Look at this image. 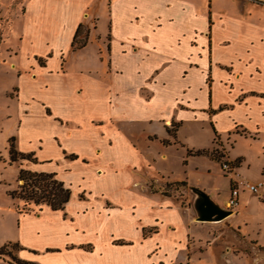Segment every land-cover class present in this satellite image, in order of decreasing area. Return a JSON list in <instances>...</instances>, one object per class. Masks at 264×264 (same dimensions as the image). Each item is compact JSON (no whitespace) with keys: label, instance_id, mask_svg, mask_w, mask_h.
<instances>
[{"label":"crops","instance_id":"crops-1","mask_svg":"<svg viewBox=\"0 0 264 264\" xmlns=\"http://www.w3.org/2000/svg\"><path fill=\"white\" fill-rule=\"evenodd\" d=\"M15 17L6 141L29 158L8 163L70 192L56 209L9 196L0 245L27 264H185L210 221L264 243V0H21ZM195 171L221 176L199 185L220 207L230 182L260 185L203 221Z\"/></svg>","mask_w":264,"mask_h":264},{"label":"rangeland","instance_id":"rangeland-1","mask_svg":"<svg viewBox=\"0 0 264 264\" xmlns=\"http://www.w3.org/2000/svg\"><path fill=\"white\" fill-rule=\"evenodd\" d=\"M197 1L204 2L205 0ZM20 11L21 0H0V207L5 205L6 201L9 202L10 200L7 189L16 187V164H14L13 161L10 164L8 163L10 159L6 150L7 133H11L13 127L10 124V119L4 117V114L13 111L14 107L8 101L9 96L7 92L12 90V85L17 82V78L15 72L8 66V63L11 64V59L13 58V49L10 48V46L16 43L17 36L15 30L12 28L10 29V26L12 25L13 27V25H15L17 22L15 15ZM83 33L84 28L80 27L76 41L83 38ZM6 42H8L10 46ZM12 146L14 148L13 141ZM195 172L197 173L191 174V181H194L192 185L199 190L204 191L199 185L204 187L206 184H209L218 188V190L224 186L223 182H220L221 176L219 175L211 172L206 174L200 173V175L198 171ZM180 173L181 170L176 168L172 175H180ZM176 185L180 186V190L178 191L180 196L184 199L182 202H184L188 196V191L184 186H181L183 185L181 181H170L166 183L164 189L165 191H174ZM219 193L223 195L222 190ZM29 207H32L31 202L26 205L22 204V200L17 202V208L26 210ZM210 222L213 224L211 227L212 232H208L207 238L210 239V235L213 233V235H215L214 240L210 239L208 244L205 238L196 240L195 243H197V247L191 252L190 260L186 259L185 264H264V243L245 238L235 233L234 230L224 228V224H218L217 221ZM203 229L204 228H199V232H197L201 234L202 237L206 236ZM200 243H202V245H199ZM16 249V243H4L0 249V264H19Z\"/></svg>","mask_w":264,"mask_h":264},{"label":"trees","instance_id":"trees-1","mask_svg":"<svg viewBox=\"0 0 264 264\" xmlns=\"http://www.w3.org/2000/svg\"><path fill=\"white\" fill-rule=\"evenodd\" d=\"M80 24L77 25L71 40L72 47H78L84 42V37L76 41ZM7 152L10 160L17 158H29V154L17 151L12 146V137L7 139ZM191 154H209L213 157H218L219 153L216 150L195 149L187 150ZM222 162V161H221ZM16 187L7 190L10 197L22 200V204L28 203L39 204L45 203L51 209L61 208L64 202L68 199L69 188L63 185L62 181L57 179L53 172L49 171H33L24 167H19L16 174ZM231 185V182H230ZM4 244L0 245V249ZM19 264H27L28 261L17 258Z\"/></svg>","mask_w":264,"mask_h":264},{"label":"water","instance_id":"water-1","mask_svg":"<svg viewBox=\"0 0 264 264\" xmlns=\"http://www.w3.org/2000/svg\"><path fill=\"white\" fill-rule=\"evenodd\" d=\"M198 194L199 197L195 207L199 220H218L230 211L228 208L220 207L213 203L205 192L198 191Z\"/></svg>","mask_w":264,"mask_h":264},{"label":"built area","instance_id":"built-area-1","mask_svg":"<svg viewBox=\"0 0 264 264\" xmlns=\"http://www.w3.org/2000/svg\"><path fill=\"white\" fill-rule=\"evenodd\" d=\"M221 168L224 171H228L231 168V164H229L226 160L221 162ZM239 184L244 186L250 191H255L257 187L260 185V182H252V181H243V182H231L229 186L228 194L225 199V208L231 209L233 208L238 202V192H239Z\"/></svg>","mask_w":264,"mask_h":264}]
</instances>
